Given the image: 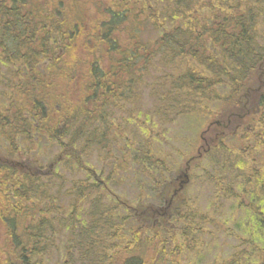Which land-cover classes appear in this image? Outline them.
Returning a JSON list of instances; mask_svg holds the SVG:
<instances>
[{
	"label": "trees",
	"instance_id": "1",
	"mask_svg": "<svg viewBox=\"0 0 264 264\" xmlns=\"http://www.w3.org/2000/svg\"><path fill=\"white\" fill-rule=\"evenodd\" d=\"M104 1H107V5L104 2L100 7L101 17L86 20L79 16L71 19L74 15H70L71 5L75 0H0V69L3 66L12 68V77L9 80L13 79V82L20 83L16 94L27 97L19 101L16 95H12V89L8 97L10 113L4 115L5 107H0V135L6 133L4 137L10 144L6 153L13 158L17 153L12 147L15 134L26 140H31L30 136L36 134L37 139L42 136L44 139L63 143L67 132L78 129V138H81L77 142L78 153L73 151V148H66L64 143L65 147L62 146L64 152L62 159L75 161L77 169L86 174L82 186L75 188L74 202L89 203L91 215L99 219L101 226L107 225L109 236L121 239L117 246H111L110 243L102 244L99 240L88 242L87 245L85 243L81 253L85 255V259L92 261L93 255L100 254V261L95 264H113L112 257L117 252L123 255L121 264H147L138 254H133V251L142 247L143 239L140 236L145 230L143 226H146L149 244L156 242L165 244L167 251H172L170 260L175 261L174 251L176 255L179 253L189 255L195 246L201 245L202 238L210 235L213 218L193 212L189 201L187 204L182 202L183 209L172 212L170 216L169 209L173 208L164 207L160 210L150 206L142 209L139 217L135 214H132L131 218L119 215L116 211L122 207L121 202L116 201L109 205L102 195L106 191L105 180L108 178L110 181L121 178V184H125L128 175L127 165L118 164L113 156L114 167L109 168V175L104 179L96 177V170L87 163L89 149L99 143L96 136L98 129L94 123L98 119L102 120L99 116L105 112L107 104L117 105L122 100L132 101L131 97L136 94L141 83L137 75L143 76L151 67L149 63L153 56L151 45L155 38L151 41L149 38L147 40L138 38V27L134 22L141 20L142 28L148 26L158 29L156 37L162 42L156 41L155 45L167 46L173 49L175 57L187 56L194 59V62L186 67L182 74L179 73L176 80L174 78L176 73L173 76L164 72L163 78H158L156 83L151 85V89L158 96L161 93L162 97L167 92L170 97L164 103L162 101L163 104L161 103L155 112L144 113L147 122L140 125V136L143 138L146 136L143 142L134 136L132 144H129V137H124L128 149L136 147L133 149L135 153L133 162L139 160L138 154L141 150L145 155L141 159L144 168L147 166L146 163L153 168L160 164V159L152 153L153 150L151 151L153 148V145L149 144L151 140H148L153 139L155 126L160 125L152 115L155 114L162 119L171 110L172 101L180 94V109L184 108L183 104L189 102L197 110L211 111L214 125L208 134L217 133V140L228 135L233 141L231 147L237 154L234 164L228 167L230 161L224 157L215 163L216 172L223 175L238 173L236 176H242L244 180L255 178L257 174L258 177L264 178V173L260 174L258 166L262 164L261 159L264 157V0L230 2L167 0V5L161 8H157L160 0ZM201 8L205 9L207 16L201 14ZM132 27L136 28V31L127 32ZM86 29L88 32L84 37ZM160 29L163 36L159 35ZM91 43L93 47L99 45L104 48L102 50L106 53L107 60H102L101 52L94 57L91 55V58L85 55L86 51H90L87 44L91 46ZM81 52L83 60L80 67L83 73L74 79L84 78L86 82L84 81L76 96L67 99L65 92L60 91L59 100L41 99L40 89L44 87L46 79H50L53 74L67 76L68 73L63 70L71 68L74 63L72 60ZM101 62L108 64L107 70L102 69ZM139 62L141 66L138 65ZM18 63L23 65V72H27L26 75L19 74L22 73V69ZM160 66L161 64L157 65L156 70ZM140 67L142 70H139ZM0 75L4 77V73L0 72ZM167 82L170 85H167ZM209 104H212V109L208 107ZM175 114L176 112L173 113ZM248 116L250 124L243 123ZM78 118H81L79 122ZM228 122L230 124L226 127L232 131L223 128V124ZM237 124L242 127L236 131V128L232 127ZM221 131L224 134L220 135ZM115 135L116 138H121L118 130L114 131V136L110 139L105 141L102 138L105 141V145L102 146L105 158H111L110 149L120 148L112 141ZM251 147L261 149L259 156L253 152L248 153ZM127 148L123 152V158L129 154ZM218 149L224 153L228 148L219 145ZM14 158L22 159L19 154ZM23 160L18 162L6 157L2 160L0 157V209L5 206L11 209L8 212L0 211V217L10 226L5 231L8 246L0 264H48L49 255L54 248L50 235L55 236V233L51 232L52 210L49 199L57 198L50 190L53 183L48 178L54 176L55 172L44 176L46 182L41 181L38 168L31 165L37 162L31 161L28 157ZM162 167L169 172L164 162ZM120 168H124L123 175L117 173L121 171ZM249 171L252 173H248ZM213 181L215 183L218 180ZM64 184L65 179L61 178L59 188H63ZM216 186L219 194L225 190L221 182ZM258 191L264 195V185ZM47 192H50L52 197L46 195ZM34 199L42 200L45 206L35 203ZM143 199L144 192H140L139 205H142ZM245 199L243 205L256 211L252 201L249 203L254 206L253 208ZM262 199L264 200V198L258 200L259 203ZM54 202L53 205L56 206ZM74 211L72 207L70 215ZM161 211L164 216L158 219ZM256 212L254 225L256 234L259 233L262 241L264 208L263 211L259 209ZM144 214L147 220L144 219ZM18 216L23 218V222L17 226L12 222ZM154 218L158 219L157 223L152 222L151 219ZM129 221L132 222V227L130 226L128 239L125 232L123 233L121 229L116 232V228L118 226L123 228ZM94 225L88 227L90 235L97 227ZM218 225L213 227L221 230ZM68 228L70 233L75 232V225H68ZM115 248L118 250L115 251ZM70 252L71 250L68 253ZM245 252L247 249H236L239 256L231 255L220 259L217 264L258 263L257 257L249 258L245 256Z\"/></svg>",
	"mask_w": 264,
	"mask_h": 264
},
{
	"label": "rangeland",
	"instance_id": "2",
	"mask_svg": "<svg viewBox=\"0 0 264 264\" xmlns=\"http://www.w3.org/2000/svg\"><path fill=\"white\" fill-rule=\"evenodd\" d=\"M160 1L157 8L164 7L168 3L167 0ZM104 2L107 5V1L104 0H75V3L71 5L72 13L70 12V15L74 14L71 19L76 16L84 17L86 20L94 17H96V19L100 18L102 13L100 7ZM200 11L201 14L207 16L204 8H201ZM134 24L138 27V38L140 37L142 40H147L149 38L150 41L155 38L151 45L153 56L151 60H149L151 67L145 71L143 76L137 75L141 83L139 84L136 94L134 96L132 95V101L128 100L123 102L122 100L117 105L107 104L105 112L99 116L102 120L98 119L94 123L98 129V131H96V136L99 143L89 149L87 163L96 170V177H98V179H104L109 175V168L112 169L114 167L113 156L118 164L122 163L123 165H127L128 171L124 185L120 182L121 178H116L111 181L109 178L105 180L107 186L105 187L106 191L103 193L104 195H102L103 199L105 198L109 205L114 204L116 201L121 202L122 207L120 206L116 212L122 216H130V218L132 214L139 217L141 210L147 206L153 208H164L168 206L169 203H167V201L170 198L169 195L173 193V189H176L179 181L183 184L181 181L185 180V176L183 175L179 177V180L176 176L183 171L186 161L191 156L196 155L197 150L203 146L204 149L208 148V151L204 153L201 158H197L190 163L188 169L189 181L183 185L180 192L176 193L174 205L171 207L173 209H169V213L172 214V212L177 210L181 211L183 209L182 202H186L187 204L189 201L193 212L213 218L212 232L210 235L202 238L201 245L195 246L194 250L189 253V255L185 253L176 255V251H174L176 260L171 261L172 251H167L163 243L156 242L154 244H149L148 230L146 226H143L145 230H143V234L140 236L143 239L141 242L142 247L139 250L133 251V254H138L147 264H217L220 259L223 260L231 255L234 257L239 256V253H236V249H247L245 256L252 258L256 252L255 250L261 244L259 233L257 232L256 234L254 219L256 217V211H259V209L263 211L264 208V200L262 199L263 202L261 201L260 203L258 201L264 198V195L258 191L262 185H264V178L261 176L258 177L257 174L255 178L244 180L242 176H236L238 173L223 175L216 172L215 163H217V161L225 157V159L230 161L228 167H231L237 158V154L231 147L233 141L230 136L220 137L217 143L210 141L209 138L203 140V138L200 137V133L205 129L206 125L214 120L211 111L197 110L189 102L183 104L184 108L181 109L184 110L181 111V95L179 94V97L172 101L173 106L169 113L162 117L163 120L155 114L152 115V117L155 116L153 118L154 120L157 119L160 122V125L155 126V135L153 139L149 138L148 140H151L149 144L153 145V148H151V151L153 150L152 153L155 154L157 156L156 158L160 159L162 163L159 162L160 164L155 165L154 168L151 165L148 166L146 163L147 166L144 168L141 159L143 156L145 157V155L141 150H139V154L137 153L139 160H136V163L133 162V158L135 157L133 149H136V147L133 146L128 149L124 143V139H126L124 137H129V144H132L134 136H136L137 140L143 142L146 136L144 138L140 136V125L141 123L147 122V116H145V114L147 111L150 113L155 112V109L159 105L161 106L162 101L164 103L170 97L167 92H165L162 97L161 93L158 96L157 93L151 89V85L156 83L158 78L162 79L164 72L173 76H175L176 73V77H174L176 80L177 75L179 73L182 74V71L194 62V59L187 56L175 57L173 55V49L167 48V46L161 47L155 45L156 41L162 42L159 37H156L158 35L157 28L148 26L142 28L143 23L141 20H136ZM131 31H136V28L132 27V29L130 28L127 30V32ZM86 32H88L87 29L85 33L83 31L84 37ZM159 35L163 36L162 29L159 30ZM87 47L90 49V51L85 52L87 57L91 55L92 57L97 56V54L101 52L102 60H107L106 53L102 50L104 49L102 46L98 45L93 47L91 43V46L87 44ZM82 60L83 52H81L80 55L77 54V57L72 60L74 63L71 68L63 70L65 73H68L67 76L53 74L50 79H46V82L43 83L44 87L40 89L42 94L41 99L50 101L59 100L61 97L60 91H63V93L65 92V98L67 99L70 96H76L79 88L86 82L84 78L74 79L79 78V75L83 73L80 67ZM140 64L139 62L138 65L141 66ZM159 64H161V66L156 70ZM18 65L22 69V73L19 72V74L22 76L26 75L27 72H23V65L20 63H18ZM101 67L107 70L108 64L106 62H101ZM139 70H142V67H140ZM0 72L4 73V77L0 75L2 76L0 77V107H5L3 111L5 115L10 113L8 97L11 95L10 92L12 89V95H16L19 101L27 97L16 94L15 91L20 83L18 80V82H13V79L9 80L12 77L11 67L3 66ZM167 85L170 84L168 83ZM25 104L27 103L25 102ZM51 105L54 106L55 104ZM196 105L200 107L199 104L196 103ZM12 107H14V105H12ZM208 107L211 109L213 108L212 104H209ZM57 108H59L58 105ZM175 112L176 114L173 115ZM80 120L81 118H78L77 122ZM249 120L250 117L248 116V118L244 119L243 123L250 124ZM116 130L120 133L121 138L118 139L115 135V139L112 138V141L116 142L120 148L110 149L111 158H105L106 156L102 152V146L105 145L107 139L114 136V131ZM228 130L232 131L231 128ZM5 134L2 136L0 135V157H2V160L5 157L16 161L23 160L27 157L31 161L35 160L37 163H31V165L36 166L40 170L39 176L41 175L42 177L40 176L39 178L41 181L45 180V182L47 179L44 176L49 175L52 171L55 172L54 176L48 178L50 182L54 184H52L53 188L50 190H52L53 196L57 195L56 199L60 198L59 200L54 198L49 199L52 210V214H50L52 219L51 232L55 233V236L50 235L54 243V248L49 255L48 264H63L64 262H69V264H95L100 261V254L93 255L92 261L85 259V255H81L85 243L87 245L88 242L99 240L102 244L110 243L111 246L119 245L118 241L121 239L118 237H110L107 225L101 226L99 219L91 215L89 203L80 201L76 204L74 202L75 188L82 186L86 174L77 169L75 161H70L66 158L64 160L62 159L64 156L62 146L65 147L63 145L64 143L66 148H73L72 150L78 153L79 143L77 142L81 140V138H78V129L67 132V136L63 138V143L44 139L42 136H39L37 139L36 134L30 136L31 140H26L24 137L15 134L14 146L12 147L17 151L15 156L19 154L22 159L14 158L15 156L11 158V156L7 155L6 150L9 149L10 144L8 140L5 139ZM11 134H13V132H11ZM148 145H146V148ZM219 145L223 148L225 146V148L227 147L228 149H225L223 153L218 149ZM141 147H143V145ZM126 148L129 154L123 158V152ZM255 151L256 150H254V152ZM58 156L59 158H57ZM262 160V164L260 163L258 165L260 166L261 175L264 173V157L261 161ZM163 162L169 168L168 173V170L162 167ZM249 162L251 163V161ZM120 170L121 171L117 173L123 175L124 168H120ZM57 174L58 176L56 177ZM61 178L65 179V184L63 188L60 189L59 180ZM213 179H217L218 181L214 183ZM219 182H221V184L224 182L225 185L223 187L225 190H222L221 194L217 192L218 186L216 185H218ZM67 188H69V190ZM140 192H144L142 205L138 204V195ZM52 194L50 192L46 193L49 197H52ZM164 197H166V199H163ZM244 198L247 199H245L247 201L246 203L252 208L254 207L253 205H255L254 209L256 211L248 209L243 205ZM34 200L35 203H40L41 206H45L42 200ZM249 201H252L253 205L249 203ZM53 202L56 206L53 205ZM72 207L75 211L70 215ZM3 210H7L6 212H8V210L11 209L5 206L0 209V211ZM162 213L157 217L158 219L164 216ZM144 215V219L147 220L146 214ZM157 218L151 219L152 222L157 223ZM70 219L72 221H70ZM20 222H23V218L18 216L12 223L18 226ZM131 223L132 222L129 221L123 228L122 226H118L116 232L121 229L129 239L131 231L130 226L132 227ZM93 224L97 227L90 235L88 227H92ZM218 224L221 230L216 229ZM68 225H75L74 233L69 232ZM213 225L216 226L213 227ZM9 228L8 222L0 217V261L8 246L5 231ZM68 236L70 238H67ZM152 240L154 241V239ZM70 250L71 252L68 253ZM114 250L117 251L118 248ZM261 257L263 258V253H260V260L257 264L262 262ZM122 260L123 255L115 252L112 257L113 264H121Z\"/></svg>",
	"mask_w": 264,
	"mask_h": 264
},
{
	"label": "flooded vegetation",
	"instance_id": "3",
	"mask_svg": "<svg viewBox=\"0 0 264 264\" xmlns=\"http://www.w3.org/2000/svg\"><path fill=\"white\" fill-rule=\"evenodd\" d=\"M251 150H252V148L248 149V153H250ZM263 260H264V253H263ZM261 264H264V261Z\"/></svg>",
	"mask_w": 264,
	"mask_h": 264
},
{
	"label": "water",
	"instance_id": "4",
	"mask_svg": "<svg viewBox=\"0 0 264 264\" xmlns=\"http://www.w3.org/2000/svg\"><path fill=\"white\" fill-rule=\"evenodd\" d=\"M185 177H186V175H185Z\"/></svg>",
	"mask_w": 264,
	"mask_h": 264
}]
</instances>
